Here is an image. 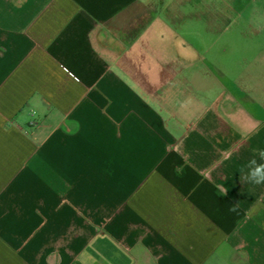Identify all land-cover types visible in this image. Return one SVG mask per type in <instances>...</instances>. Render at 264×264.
<instances>
[{
    "label": "crops",
    "instance_id": "obj_1",
    "mask_svg": "<svg viewBox=\"0 0 264 264\" xmlns=\"http://www.w3.org/2000/svg\"><path fill=\"white\" fill-rule=\"evenodd\" d=\"M258 149L264 0H0V264H264Z\"/></svg>",
    "mask_w": 264,
    "mask_h": 264
},
{
    "label": "rangeland",
    "instance_id": "obj_2",
    "mask_svg": "<svg viewBox=\"0 0 264 264\" xmlns=\"http://www.w3.org/2000/svg\"><path fill=\"white\" fill-rule=\"evenodd\" d=\"M189 16L191 13H188ZM188 34L191 35L194 31L202 33L203 35V44H198V49L201 52H207L210 56H213L214 65L216 68L228 67L229 61L231 58L236 56H247V40H241L239 37V31L236 28H229L228 22H220L218 27L213 29L214 33L210 32L207 28L204 27H194L193 20L191 17L188 18ZM223 31V32H222ZM212 40H216L215 45L210 43ZM231 62V61H230Z\"/></svg>",
    "mask_w": 264,
    "mask_h": 264
},
{
    "label": "clouds",
    "instance_id": "obj_3",
    "mask_svg": "<svg viewBox=\"0 0 264 264\" xmlns=\"http://www.w3.org/2000/svg\"><path fill=\"white\" fill-rule=\"evenodd\" d=\"M241 180L252 185H264V149H258L245 167L240 169ZM227 194V190L221 196ZM229 211L238 212V205L234 204Z\"/></svg>",
    "mask_w": 264,
    "mask_h": 264
}]
</instances>
